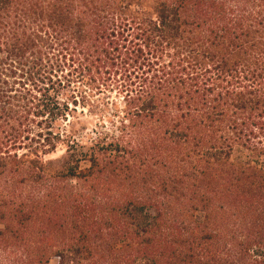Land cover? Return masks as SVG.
<instances>
[{
    "label": "trees",
    "instance_id": "16d2710c",
    "mask_svg": "<svg viewBox=\"0 0 264 264\" xmlns=\"http://www.w3.org/2000/svg\"><path fill=\"white\" fill-rule=\"evenodd\" d=\"M64 70L116 132L79 143ZM0 224L22 264H264V0H0Z\"/></svg>",
    "mask_w": 264,
    "mask_h": 264
},
{
    "label": "rangeland",
    "instance_id": "374dc122",
    "mask_svg": "<svg viewBox=\"0 0 264 264\" xmlns=\"http://www.w3.org/2000/svg\"><path fill=\"white\" fill-rule=\"evenodd\" d=\"M67 74L66 70L63 73L53 74L57 78L52 79L53 89L50 92L58 98L59 102L69 105V107L72 106L73 101L76 102L77 114L73 116L74 119L70 116L68 120L71 125L72 123L75 125L74 135L79 143L89 146L90 140L94 139L96 134L116 132L115 126L118 127V121H120L118 115L124 105L120 88L115 84V78H111L108 86H101L86 80H73L71 77L66 78L70 82L67 83L63 80ZM61 125L64 124L61 123ZM67 155L66 147L59 146L56 153L46 156L43 161L49 172L64 171L69 164ZM233 159L242 158L239 154H234ZM84 166L87 164H81V167ZM0 230H3L1 224ZM22 261L21 250L12 244H0V264H22ZM49 264H57V261L52 260Z\"/></svg>",
    "mask_w": 264,
    "mask_h": 264
}]
</instances>
